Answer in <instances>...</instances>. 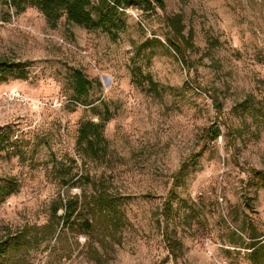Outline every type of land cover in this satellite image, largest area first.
Here are the masks:
<instances>
[{
	"label": "rangeland",
	"instance_id": "374dc122",
	"mask_svg": "<svg viewBox=\"0 0 264 264\" xmlns=\"http://www.w3.org/2000/svg\"><path fill=\"white\" fill-rule=\"evenodd\" d=\"M10 1L0 63L20 68L0 82V183L17 191L0 202V242L27 230L31 245L0 264H264L251 249L264 245V0L129 8L115 40ZM175 14L192 36L180 55ZM75 70L92 82L80 101ZM85 121L104 123L94 150L78 141ZM97 191L113 211L92 210Z\"/></svg>",
	"mask_w": 264,
	"mask_h": 264
},
{
	"label": "trees",
	"instance_id": "16d2710c",
	"mask_svg": "<svg viewBox=\"0 0 264 264\" xmlns=\"http://www.w3.org/2000/svg\"><path fill=\"white\" fill-rule=\"evenodd\" d=\"M11 8L17 12L25 10L27 7L37 8L46 18L47 22L56 27L58 22L65 17L70 23L87 29H102L108 33L112 39H117L120 32L125 29V11L129 8L141 9L143 12L153 11L159 8L165 11V3L163 0H11L7 3ZM165 21L169 31L176 39L168 41V45L178 54L186 51L187 47L193 46L191 43L192 36L186 37L185 24L183 16L180 14L166 15ZM20 64H6L0 63V82L7 81V74L13 73L14 70L19 69ZM18 78H25L24 73ZM74 96L76 100L80 101L89 93L92 82L80 71L75 70L73 75ZM104 123H93L85 121L82 123L79 130V143H85L87 149L94 150L95 141L103 137ZM215 138L219 136V130L215 133ZM98 155V151H97ZM13 185H2L0 183V202L16 193ZM89 206L94 212L106 214L113 211L114 203L111 196L104 192L97 191L89 198ZM70 208V201H62L59 199L57 206L52 212V216L58 220L62 219L59 210L68 212ZM28 231L25 230L16 234L15 236L7 237L0 242V259L7 255L19 253L31 245L28 239ZM168 248L170 253L176 258L177 252L182 251V244L179 241L167 237ZM261 240L255 235L252 237L251 249L252 259L259 262L264 258L262 251L264 245H260Z\"/></svg>",
	"mask_w": 264,
	"mask_h": 264
},
{
	"label": "built area",
	"instance_id": "2783aa9c",
	"mask_svg": "<svg viewBox=\"0 0 264 264\" xmlns=\"http://www.w3.org/2000/svg\"><path fill=\"white\" fill-rule=\"evenodd\" d=\"M3 98L6 101H10V102H19L22 103L24 105L27 106H38L43 104L40 101H37L27 95H24L22 92L18 91V90H10V91H6L3 95Z\"/></svg>",
	"mask_w": 264,
	"mask_h": 264
},
{
	"label": "water",
	"instance_id": "95a60500",
	"mask_svg": "<svg viewBox=\"0 0 264 264\" xmlns=\"http://www.w3.org/2000/svg\"><path fill=\"white\" fill-rule=\"evenodd\" d=\"M63 212L61 211L60 214H62Z\"/></svg>",
	"mask_w": 264,
	"mask_h": 264
}]
</instances>
